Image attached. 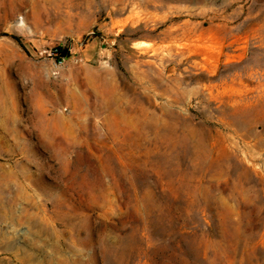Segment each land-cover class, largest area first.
<instances>
[{
    "label": "rangeland",
    "instance_id": "obj_1",
    "mask_svg": "<svg viewBox=\"0 0 264 264\" xmlns=\"http://www.w3.org/2000/svg\"><path fill=\"white\" fill-rule=\"evenodd\" d=\"M0 264H264V0H0Z\"/></svg>",
    "mask_w": 264,
    "mask_h": 264
},
{
    "label": "trees",
    "instance_id": "obj_2",
    "mask_svg": "<svg viewBox=\"0 0 264 264\" xmlns=\"http://www.w3.org/2000/svg\"><path fill=\"white\" fill-rule=\"evenodd\" d=\"M58 50H60L62 52V48L61 47H58ZM68 55H69L68 52H62L61 57L65 58Z\"/></svg>",
    "mask_w": 264,
    "mask_h": 264
}]
</instances>
